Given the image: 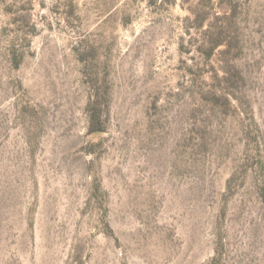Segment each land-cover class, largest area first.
<instances>
[{
  "label": "rangeland",
  "instance_id": "374dc122",
  "mask_svg": "<svg viewBox=\"0 0 264 264\" xmlns=\"http://www.w3.org/2000/svg\"><path fill=\"white\" fill-rule=\"evenodd\" d=\"M0 264H264V0H0Z\"/></svg>",
  "mask_w": 264,
  "mask_h": 264
}]
</instances>
